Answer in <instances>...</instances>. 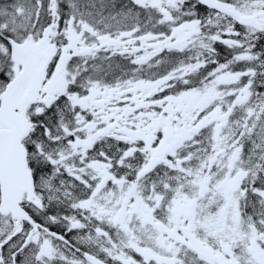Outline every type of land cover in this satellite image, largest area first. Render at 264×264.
I'll list each match as a JSON object with an SVG mask.
<instances>
[{
    "label": "snow or ice",
    "instance_id": "obj_1",
    "mask_svg": "<svg viewBox=\"0 0 264 264\" xmlns=\"http://www.w3.org/2000/svg\"><path fill=\"white\" fill-rule=\"evenodd\" d=\"M0 264H264V0H0Z\"/></svg>",
    "mask_w": 264,
    "mask_h": 264
}]
</instances>
